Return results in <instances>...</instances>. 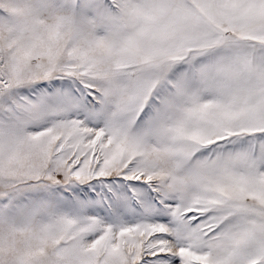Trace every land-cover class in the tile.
Returning <instances> with one entry per match:
<instances>
[{
  "label": "snow or ice",
  "instance_id": "6c2138e0",
  "mask_svg": "<svg viewBox=\"0 0 264 264\" xmlns=\"http://www.w3.org/2000/svg\"><path fill=\"white\" fill-rule=\"evenodd\" d=\"M0 264H264V0H0Z\"/></svg>",
  "mask_w": 264,
  "mask_h": 264
}]
</instances>
